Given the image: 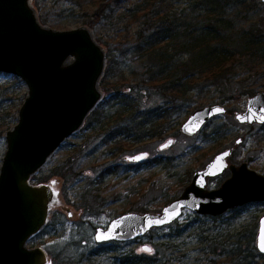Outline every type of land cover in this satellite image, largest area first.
<instances>
[{
    "label": "rangeland",
    "instance_id": "obj_1",
    "mask_svg": "<svg viewBox=\"0 0 264 264\" xmlns=\"http://www.w3.org/2000/svg\"><path fill=\"white\" fill-rule=\"evenodd\" d=\"M143 1L31 0L30 4L42 26L56 31L80 27L90 30L107 56L105 69L111 58H116L119 69L130 72L143 67L139 56L129 49L145 18L143 11L137 18L134 16L135 8ZM182 5L180 1L177 7ZM253 12L248 18H240L239 26H264V4ZM4 78H0L4 94L0 97V114L6 120L11 115L18 120L29 90L18 77L21 81L13 76ZM235 80L234 97L222 99L214 94V100L204 101V106L224 105L227 114L210 120L193 137L185 136L181 125L195 110L167 129L159 128L158 135L128 140L116 152L113 145L103 146L102 140L88 129V121L84 122L31 178L33 185H52L58 200L51 206L44 229L30 239L28 247L47 252V264H127L128 259L152 260L153 264H239L235 259L238 250L245 251L249 262L264 264L257 250L258 228L264 216L261 201L215 217L185 209L173 224L152 229L129 242L97 243L94 237L98 227L108 228L111 220L124 213L160 214L182 195L196 171L225 150H232L228 164L247 162L264 175V125H242L235 118L236 113L246 109L249 97L264 90V60L251 64ZM245 89L253 91L252 95L241 94ZM101 91L103 103L110 94L103 88ZM170 140L173 143L167 149L160 148ZM7 148L4 133L0 135V169ZM140 153L148 156L128 160ZM230 176L228 168L209 180L208 189L219 188Z\"/></svg>",
    "mask_w": 264,
    "mask_h": 264
},
{
    "label": "water",
    "instance_id": "obj_2",
    "mask_svg": "<svg viewBox=\"0 0 264 264\" xmlns=\"http://www.w3.org/2000/svg\"><path fill=\"white\" fill-rule=\"evenodd\" d=\"M264 4V0H257ZM31 0H0V74L18 77L29 90L19 110L18 124L6 132L8 145L0 169V264H47V252L29 248L28 242L41 232L57 200L52 185L31 184V178L76 133L102 100L100 81L107 56L90 30L67 31L42 26ZM220 109V111H217ZM222 104L199 107L181 125L188 137L200 133L210 120L226 115ZM264 90L247 99L244 111L236 113L240 124L264 125ZM173 140L160 148L167 149ZM232 150L217 154L196 171L182 195L160 214L124 213L98 227L97 243L129 242L179 220L185 209L200 215L219 216L247 203L264 202V175L247 162L228 164ZM140 153L128 160L147 157ZM231 170L230 178L217 189L209 180ZM160 221V223H156ZM257 236L261 250L264 216Z\"/></svg>",
    "mask_w": 264,
    "mask_h": 264
},
{
    "label": "trees",
    "instance_id": "obj_3",
    "mask_svg": "<svg viewBox=\"0 0 264 264\" xmlns=\"http://www.w3.org/2000/svg\"><path fill=\"white\" fill-rule=\"evenodd\" d=\"M180 1L183 5L177 7ZM260 4L257 0H144L134 16L143 11L145 18L129 48L143 67L125 72L111 58L100 81L110 96L86 117L88 129L116 152L128 140L160 134L159 128L167 129L204 106L205 100H214V94L222 99L234 97L235 79L251 64L264 60L263 24L243 27L238 23ZM7 76L0 74V78ZM17 122L13 115L6 120L0 114V135ZM235 255L239 264H253L245 251ZM259 257L264 260V254ZM125 262L153 264L145 259Z\"/></svg>",
    "mask_w": 264,
    "mask_h": 264
},
{
    "label": "snow or ice",
    "instance_id": "obj_4",
    "mask_svg": "<svg viewBox=\"0 0 264 264\" xmlns=\"http://www.w3.org/2000/svg\"><path fill=\"white\" fill-rule=\"evenodd\" d=\"M217 111H220V109H217ZM261 119L264 120V117H262ZM156 223H160V221H156ZM261 250H264V236H262ZM142 251L151 252L150 249H143Z\"/></svg>",
    "mask_w": 264,
    "mask_h": 264
}]
</instances>
